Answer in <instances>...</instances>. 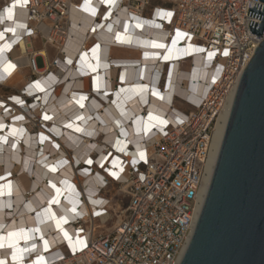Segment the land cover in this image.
Here are the masks:
<instances>
[{"label": "bare ground", "instance_id": "1", "mask_svg": "<svg viewBox=\"0 0 264 264\" xmlns=\"http://www.w3.org/2000/svg\"><path fill=\"white\" fill-rule=\"evenodd\" d=\"M13 2L0 3V10L3 9L0 13V32L3 33L0 47L4 48L0 53V76L3 77L0 86L17 88L21 85L18 92L9 94L17 98L13 101L0 94V124L3 125L0 137L6 138L0 140V186H3L0 188L3 192L0 195V235L7 236L9 232L21 229H39L29 233L33 239L19 242L20 248L29 249L35 243L36 250L23 255V264H33L37 256L47 260L61 249L60 243L69 241L64 232L70 238L80 237L71 221L82 214H87L86 220L92 219V214L98 212L95 202H100L101 197L97 187L108 174L95 164L78 173L75 165L81 164L82 160L93 162L97 153L101 163L106 157L104 150L114 147L117 151H113L106 166L109 174L119 173V179L124 180L130 165L137 161L140 149L152 146L160 137L159 134L154 140L144 142L153 134L152 128L160 129L162 125L150 120V116L169 120L180 106L179 100H174L176 93L193 99L200 78L204 79L209 73L212 59H208L207 52L196 51L200 47L188 43L187 38L183 41L184 36L177 38V31H171L164 20L160 21L164 16L157 13L163 10L157 4L144 16L123 5L118 6L117 0L114 5L90 0V7L95 9L93 15L84 10L85 0H74L67 15L69 31L62 41L58 38L56 41L55 34L42 37L37 34L34 22L28 21L30 16L24 6L18 4L13 10V19H7L6 8ZM99 6L97 16L101 20L95 17ZM114 8L115 12H112ZM170 18L166 17V20ZM26 22L30 29L24 30ZM137 24L142 26L136 27ZM8 28H14L15 32L7 31ZM118 36L130 42H121ZM173 40H177L173 57L166 60L164 57L168 55V49L173 48ZM37 41L42 43L39 48ZM153 42L163 43L167 48L153 47ZM53 44L58 51L54 50V56L49 53ZM97 45L99 49L94 55L92 49ZM120 50L134 51L137 56L115 57L114 53ZM29 53L33 54L38 74L35 82L31 79L33 64L26 57ZM189 54L192 57L183 59ZM56 58L59 67L51 68ZM9 62L15 67L5 71ZM189 63V67L184 68ZM89 65L95 67V71ZM217 68L214 67L213 74ZM37 81L43 91L35 86ZM235 92L216 124L194 225L207 195ZM28 96L38 98L29 106ZM6 102L8 108L4 107ZM46 115L50 119L46 120ZM150 125L154 126L147 131ZM42 136L46 139H41ZM8 185L11 186L10 195ZM56 189L60 190L59 195ZM123 189L126 191V187ZM53 199L60 202L52 203ZM74 204L75 213L71 211ZM111 208L117 214L121 211L117 201ZM46 209L55 213L56 218L66 217L67 223L58 228L55 220L48 218ZM109 217V213L101 215L97 228L107 227ZM0 259L7 264H20L12 260V249L7 247L0 248Z\"/></svg>", "mask_w": 264, "mask_h": 264}, {"label": "built area", "instance_id": "2", "mask_svg": "<svg viewBox=\"0 0 264 264\" xmlns=\"http://www.w3.org/2000/svg\"><path fill=\"white\" fill-rule=\"evenodd\" d=\"M11 1L0 0V3L7 5ZM73 1L29 0L24 8L28 9V21L34 22L39 36L55 34L54 39L62 41L70 28L67 15ZM153 1L162 6V12L172 11L170 20L164 16L160 21L164 20L171 31L187 33L183 41L187 38L188 43L204 49L202 53L215 52L209 73L200 78L193 99L175 94L174 100H179L180 106L160 129L152 128L153 134L144 142L159 134L160 137L153 139L152 146L140 149L124 180L109 174L106 166L113 151H117L114 147L104 150L106 157L101 163L97 153L91 164L82 160L75 165L78 173L95 164L108 174L97 187L101 197L95 205L98 212L92 214V219L86 220L87 214H82L71 221L80 237H71L72 243L68 240L60 243L61 249L52 253L46 264H180L183 249L193 235L216 124L264 39V35L250 31V21L261 24L262 20L249 16V8L264 3L261 0H117V5L146 16ZM100 9L101 6L95 16L98 20H101L97 16ZM27 28L30 29L26 22L24 30ZM52 48L55 50V45ZM224 50L229 55L225 56ZM26 57L33 64L31 79L35 82L38 74L33 54ZM189 57L192 54L183 59ZM52 67H59L57 58ZM214 67H218L215 75ZM12 98L7 96L8 101H13ZM37 98L28 96L26 102L30 106ZM140 152L146 154V161L140 159ZM115 201L121 206L118 214L111 208ZM107 213L110 214L107 227L97 228L101 215Z\"/></svg>", "mask_w": 264, "mask_h": 264}, {"label": "water", "instance_id": "3", "mask_svg": "<svg viewBox=\"0 0 264 264\" xmlns=\"http://www.w3.org/2000/svg\"><path fill=\"white\" fill-rule=\"evenodd\" d=\"M264 3V0H261ZM251 33L264 35L255 3ZM180 264H264V39L244 70L195 230Z\"/></svg>", "mask_w": 264, "mask_h": 264}, {"label": "snow or ice", "instance_id": "4", "mask_svg": "<svg viewBox=\"0 0 264 264\" xmlns=\"http://www.w3.org/2000/svg\"><path fill=\"white\" fill-rule=\"evenodd\" d=\"M28 2H29V0H14V2L9 7L6 8L7 19H9V20L13 19V15H14L13 10L17 7L18 4L21 5V7H23L24 5L28 4ZM102 2H106L109 5H114L116 3V0H102ZM84 10L85 11H90V12H92L93 15H95V9L90 7V0H85ZM157 14L158 15H163L165 17H171L173 15L172 12H158ZM141 26L142 25H140V24L136 25V27H141ZM17 27H21L22 28V27H24V25H17ZM109 27H111V26H109ZM157 27H159V25H157ZM7 31L15 32V29L14 28H8ZM176 35H177V38H180V37L186 36L187 33H183V32H180L179 30H177ZM2 38H3V33L0 32V39H2ZM117 38L120 39L121 42H130V41H126L125 38L120 37V36H118ZM176 43H177V40H173L172 41L173 48L172 49H168V55H166L164 57V59L168 60V59H171L173 57V49L175 48ZM4 47H10V46L5 45ZM153 47H156V48H167V45H165L163 43L153 42ZM98 49H99V45H97L95 48L92 49V52H93L94 55L97 54ZM3 51H4V48L0 47V53H3ZM196 51L202 52V51H204V49L197 48ZM223 54L225 56H227V55H229V52L227 50H224ZM145 55H147V53ZM214 56H215V52L214 51L213 52H208V59H212ZM97 59H98V57H97ZM69 63H71V61H69ZM14 67H15V65H12L9 62L7 67L5 68V71H10ZM89 67H92V70L95 71V67H93L92 65H89ZM0 79H3V77L0 76ZM35 86L38 89H40L41 91H43V89L40 86L39 81L36 82ZM154 94H158V93L154 92ZM12 99H17V98L13 97ZM81 99H83V97ZM44 118L46 120L50 119V117H48L47 115ZM17 119H22V118L21 117H17ZM150 120H156V121H159V123H162V124H166L167 123V121L160 120L159 117H151L150 116ZM152 126H154V125H150L149 128L147 129V131H150ZM0 127H3V125L0 124ZM69 127H71V125H69ZM77 130H79V129H77ZM15 132H16V130L14 129L13 130V134H15ZM41 139H46V137L42 136ZM0 140H6V138L5 137H0ZM120 150L123 151V148H121ZM139 156H140L141 160H145L146 161L147 157H146V154L144 152H140ZM133 162H135V161H133ZM88 163L91 164L92 161L89 160ZM52 171H55V168H53ZM121 171H123V169H121ZM112 175L116 176L117 178H119V173L113 172ZM2 187L3 186H0V188H2ZM7 187L9 189L8 194L10 195L11 194V186L8 185ZM53 188H55V185H53ZM56 191H57V195H59L60 190L56 189ZM2 194H3V192H0V195H2ZM59 202H60L59 199H53V201H52V203H56V204H58ZM95 203H100V202L97 201ZM71 211L73 213L76 212L75 204L73 205ZM45 212L49 213L48 218L50 220H55L56 226L58 228H61L62 224L67 223L66 217L56 218L55 213H51L50 209H46ZM38 231H39V229H29V230L21 229L18 232H9L7 234V236L0 235V248L7 247L9 249H12V260L13 261H19L20 264H23V255H24V253L35 251L36 250V245H35V243H33L31 249H29V248H20L19 247V242H20V240L28 241V240L33 239L34 237L32 235H30L29 233H35V232H38ZM64 236L68 237L69 242L71 243V238L68 236L67 232H64ZM79 242L82 245L86 246V242L85 241L81 240ZM44 247H45V249H47V247H48V242L46 240L44 241ZM75 250H76L75 246H73V251H75ZM0 264H7V261L0 259ZM33 264H46L45 258L43 256H37L35 261H33Z\"/></svg>", "mask_w": 264, "mask_h": 264}, {"label": "rangeland", "instance_id": "5", "mask_svg": "<svg viewBox=\"0 0 264 264\" xmlns=\"http://www.w3.org/2000/svg\"><path fill=\"white\" fill-rule=\"evenodd\" d=\"M156 2L155 1H153L152 2V4L151 5H154ZM150 11H151V6L150 7H148V9H147V11H146V13H147V15L150 13ZM42 46V43L40 42V41H37L36 42V47L37 48H39V47H41ZM49 53L52 55V56H54L55 55V51H54V49L52 48H49ZM189 65H190V63L187 65V66H185L184 68H186V67H189ZM27 75H30L29 74V72H27ZM0 94L1 95H5V96H8L9 94H11V93H14V92H18V89L17 88H12V87H1L0 86ZM116 190H118L117 188H116ZM116 192V191H115ZM115 208H117V207H115Z\"/></svg>", "mask_w": 264, "mask_h": 264}, {"label": "crops", "instance_id": "6", "mask_svg": "<svg viewBox=\"0 0 264 264\" xmlns=\"http://www.w3.org/2000/svg\"><path fill=\"white\" fill-rule=\"evenodd\" d=\"M128 52V53H127ZM114 55H115V57H119V58H124V59H126V58H134V57H136L137 55H136V53L133 51H118V52H115L114 53ZM4 88V87H3ZM13 88V87H12ZM18 88H21V85H19L18 87H17V89ZM1 89V88H0Z\"/></svg>", "mask_w": 264, "mask_h": 264}]
</instances>
